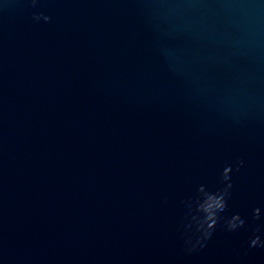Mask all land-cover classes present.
I'll use <instances>...</instances> for the list:
<instances>
[{"label":"water","instance_id":"obj_1","mask_svg":"<svg viewBox=\"0 0 264 264\" xmlns=\"http://www.w3.org/2000/svg\"><path fill=\"white\" fill-rule=\"evenodd\" d=\"M261 245L264 0H0V264H264Z\"/></svg>","mask_w":264,"mask_h":264},{"label":"clouds","instance_id":"obj_2","mask_svg":"<svg viewBox=\"0 0 264 264\" xmlns=\"http://www.w3.org/2000/svg\"><path fill=\"white\" fill-rule=\"evenodd\" d=\"M35 19H39V17H35ZM44 19H47L45 17ZM242 163V162H239ZM229 171L230 169H225L222 174V178L224 181L229 180ZM231 188V184H227V187L223 190V192L212 195V194H204V199L202 203L199 205V211L203 213V220L199 223L197 231L202 233V240H207L210 238L212 230L215 227L217 222V214L222 212L225 207V196L227 195L228 189ZM202 191V189H201ZM254 218L259 217V209L254 210ZM243 221L235 216L231 220L227 222V229L229 231H235L238 227L243 226ZM202 240L198 239L196 244L203 246ZM259 244V237H256L250 241V246H257ZM264 246V245H261ZM196 245H193L190 250H195Z\"/></svg>","mask_w":264,"mask_h":264}]
</instances>
